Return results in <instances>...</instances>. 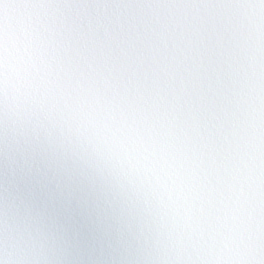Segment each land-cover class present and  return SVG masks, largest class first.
Wrapping results in <instances>:
<instances>
[{
  "label": "snow or ice",
  "instance_id": "6c2138e0",
  "mask_svg": "<svg viewBox=\"0 0 264 264\" xmlns=\"http://www.w3.org/2000/svg\"><path fill=\"white\" fill-rule=\"evenodd\" d=\"M0 264H264V0H0Z\"/></svg>",
  "mask_w": 264,
  "mask_h": 264
}]
</instances>
